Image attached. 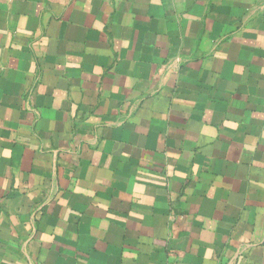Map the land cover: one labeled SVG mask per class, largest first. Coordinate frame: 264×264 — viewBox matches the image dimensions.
Segmentation results:
<instances>
[{
	"label": "crops",
	"instance_id": "1",
	"mask_svg": "<svg viewBox=\"0 0 264 264\" xmlns=\"http://www.w3.org/2000/svg\"><path fill=\"white\" fill-rule=\"evenodd\" d=\"M0 264H264V0H0Z\"/></svg>",
	"mask_w": 264,
	"mask_h": 264
}]
</instances>
